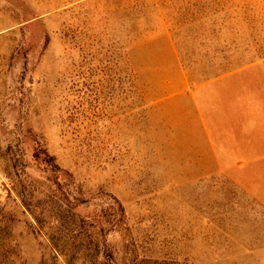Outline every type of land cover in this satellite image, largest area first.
I'll use <instances>...</instances> for the list:
<instances>
[{
  "label": "rangeland",
  "instance_id": "obj_1",
  "mask_svg": "<svg viewBox=\"0 0 264 264\" xmlns=\"http://www.w3.org/2000/svg\"><path fill=\"white\" fill-rule=\"evenodd\" d=\"M258 61L264 0H0V195L17 157L46 176L31 131L73 176L82 216L123 207L108 226L116 264H264V205L188 165L173 98L183 64ZM35 197L41 226L0 201L21 252L8 264H90L60 227L65 209Z\"/></svg>",
  "mask_w": 264,
  "mask_h": 264
},
{
  "label": "crops",
  "instance_id": "obj_2",
  "mask_svg": "<svg viewBox=\"0 0 264 264\" xmlns=\"http://www.w3.org/2000/svg\"><path fill=\"white\" fill-rule=\"evenodd\" d=\"M218 66L183 64L173 95L182 100L188 165L264 205V62L225 71ZM187 149L193 152L189 156Z\"/></svg>",
  "mask_w": 264,
  "mask_h": 264
},
{
  "label": "trees",
  "instance_id": "obj_3",
  "mask_svg": "<svg viewBox=\"0 0 264 264\" xmlns=\"http://www.w3.org/2000/svg\"><path fill=\"white\" fill-rule=\"evenodd\" d=\"M30 139L34 144V153L31 161L36 165L44 166L46 176L42 180L32 178L28 172L31 164L29 159L23 155L17 157L20 165L15 166L20 175L18 179L8 177V184L4 186L3 195L0 201L17 202L30 212L38 225H44L49 219L45 215L47 209L41 198L37 199L36 193L43 192L48 195L57 209L62 211L63 218L60 220V227L66 231V237L75 242L80 251L85 254V259L90 264H116L114 254L107 242L110 233L109 225H120L124 219V209L121 205L115 204L112 213H106L103 220L89 221L82 216L79 208L87 204L72 193L75 184L73 176L62 169L57 159L50 155L41 141L30 131ZM22 160V163H21ZM20 168V169H19ZM25 211V212H26ZM112 215V216H111ZM115 217L111 219V217ZM14 220L0 215V264H8V259H20L21 252L19 245L13 239L10 231L11 223Z\"/></svg>",
  "mask_w": 264,
  "mask_h": 264
}]
</instances>
